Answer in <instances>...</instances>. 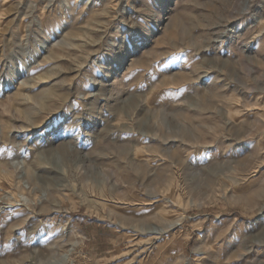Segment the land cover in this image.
Here are the masks:
<instances>
[{
  "label": "rangeland",
  "instance_id": "obj_1",
  "mask_svg": "<svg viewBox=\"0 0 264 264\" xmlns=\"http://www.w3.org/2000/svg\"><path fill=\"white\" fill-rule=\"evenodd\" d=\"M0 264H264V0H0Z\"/></svg>",
  "mask_w": 264,
  "mask_h": 264
},
{
  "label": "bare ground",
  "instance_id": "obj_2",
  "mask_svg": "<svg viewBox=\"0 0 264 264\" xmlns=\"http://www.w3.org/2000/svg\"><path fill=\"white\" fill-rule=\"evenodd\" d=\"M61 42H62V40H61ZM55 43V42H54ZM259 262H261V261H259Z\"/></svg>",
  "mask_w": 264,
  "mask_h": 264
}]
</instances>
